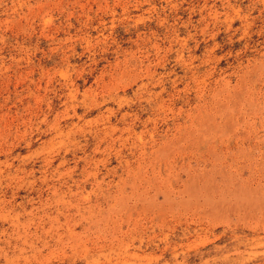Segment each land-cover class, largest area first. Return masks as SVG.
<instances>
[{
  "label": "rangeland",
  "instance_id": "374dc122",
  "mask_svg": "<svg viewBox=\"0 0 264 264\" xmlns=\"http://www.w3.org/2000/svg\"><path fill=\"white\" fill-rule=\"evenodd\" d=\"M0 264H264V0H0Z\"/></svg>",
  "mask_w": 264,
  "mask_h": 264
}]
</instances>
